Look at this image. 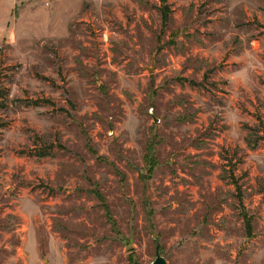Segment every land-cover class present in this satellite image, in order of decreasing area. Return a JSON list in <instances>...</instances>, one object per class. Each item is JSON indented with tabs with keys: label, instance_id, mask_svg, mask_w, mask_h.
Wrapping results in <instances>:
<instances>
[{
	"label": "rangeland",
	"instance_id": "1",
	"mask_svg": "<svg viewBox=\"0 0 264 264\" xmlns=\"http://www.w3.org/2000/svg\"><path fill=\"white\" fill-rule=\"evenodd\" d=\"M158 245L264 264V0H0V264Z\"/></svg>",
	"mask_w": 264,
	"mask_h": 264
},
{
	"label": "trees",
	"instance_id": "2",
	"mask_svg": "<svg viewBox=\"0 0 264 264\" xmlns=\"http://www.w3.org/2000/svg\"><path fill=\"white\" fill-rule=\"evenodd\" d=\"M163 20H164V26H167L169 23V10L168 8H165L163 11ZM247 218V217H246ZM248 228L249 230H251L252 226H251V222L248 220Z\"/></svg>",
	"mask_w": 264,
	"mask_h": 264
},
{
	"label": "water",
	"instance_id": "3",
	"mask_svg": "<svg viewBox=\"0 0 264 264\" xmlns=\"http://www.w3.org/2000/svg\"><path fill=\"white\" fill-rule=\"evenodd\" d=\"M153 264H168L160 252V245L157 246V259Z\"/></svg>",
	"mask_w": 264,
	"mask_h": 264
}]
</instances>
